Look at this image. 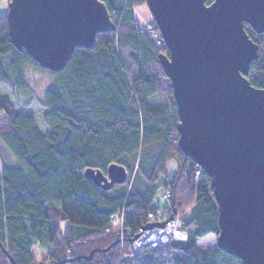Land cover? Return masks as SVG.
<instances>
[{"label": "trees", "instance_id": "obj_1", "mask_svg": "<svg viewBox=\"0 0 264 264\" xmlns=\"http://www.w3.org/2000/svg\"><path fill=\"white\" fill-rule=\"evenodd\" d=\"M99 1L112 27L92 47L76 48L60 71L41 68L13 47L6 14L0 15V84L24 93L27 66L54 76L44 92L46 133L0 94V144L13 162L0 158V264H165L160 249L133 254L131 247V238L153 223L148 215L161 207L162 191L170 193L168 218L179 219L188 234L168 244L166 264H242L197 245L217 237L218 207L210 179L178 146L176 105L159 62L169 51L133 14L145 1ZM244 30L258 46L247 79L264 90V33L248 24ZM169 163L173 174H166ZM112 164L126 171L122 184L105 190L85 179V170L106 175ZM116 215L129 237L111 231ZM34 249L44 253L40 262Z\"/></svg>", "mask_w": 264, "mask_h": 264}, {"label": "water", "instance_id": "obj_2", "mask_svg": "<svg viewBox=\"0 0 264 264\" xmlns=\"http://www.w3.org/2000/svg\"><path fill=\"white\" fill-rule=\"evenodd\" d=\"M144 1L169 51L159 62L176 105L178 146L210 179L217 249L242 264H264V90L247 79L258 46L244 30L264 33V0H218L213 14L205 12L217 0H203V10L202 0ZM6 18L13 47L51 71L112 27L99 0H9ZM84 177L107 190L126 171L112 164L106 175L87 169Z\"/></svg>", "mask_w": 264, "mask_h": 264}, {"label": "rangeland", "instance_id": "obj_3", "mask_svg": "<svg viewBox=\"0 0 264 264\" xmlns=\"http://www.w3.org/2000/svg\"><path fill=\"white\" fill-rule=\"evenodd\" d=\"M7 10H8V2L6 0L0 1V15L6 14ZM133 14L136 20L140 24H148L150 23L149 21L152 18L146 3H142L134 7ZM24 78L27 85L26 91L24 93L15 94L14 91L10 89L9 86L0 84V94L9 95L11 102L14 104V106L17 109H19L24 113L32 114L35 117L37 126L41 129L42 132L46 133L47 129L43 122V115L45 112V108L43 106L44 92L49 86L53 84L54 76L48 71L42 72L37 70L35 67L27 66L24 68ZM0 158L4 164L8 166L13 165L10 154L7 152L6 149H4L1 146V144H0ZM1 160L0 163L2 164ZM174 172H175L174 164L169 163L167 166L166 174H173ZM118 223L122 224L121 220ZM64 224H66V222H64L62 225L64 226ZM158 228L159 227H154L152 229H158ZM198 245L203 249L215 250L217 249L216 236L208 235L203 239H201ZM34 254L37 257L38 262H40L41 258L44 256V253L38 251V249L36 250L34 249Z\"/></svg>", "mask_w": 264, "mask_h": 264}, {"label": "built area", "instance_id": "obj_4", "mask_svg": "<svg viewBox=\"0 0 264 264\" xmlns=\"http://www.w3.org/2000/svg\"><path fill=\"white\" fill-rule=\"evenodd\" d=\"M141 30L147 31L150 34V38L152 40H156L157 44H161L159 42V31H153V27L151 24H141ZM161 39V35H160ZM200 168V167H199ZM201 170V169H200ZM200 170L198 169L195 171V175L198 179H200ZM158 199L161 207L155 212L150 213L148 215V219L153 221V223H162L168 219L167 211L169 209L167 204V199L170 197V193L160 192L158 193ZM121 220L122 224L118 222ZM113 229L111 231L115 232L114 230L119 229V235L129 237L131 232L129 229L124 228L123 226V219L120 216H115L112 221ZM188 234L182 228L181 221L179 219H171L166 221L165 225L162 228L152 229V230H141V232L137 235V237L131 242V247L133 254H137L144 249L151 247V248H158L160 249L159 257L163 259V261H168L166 247L173 241H185L187 240ZM169 263V262H168ZM167 263V264H168Z\"/></svg>", "mask_w": 264, "mask_h": 264}, {"label": "snow or ice", "instance_id": "obj_5", "mask_svg": "<svg viewBox=\"0 0 264 264\" xmlns=\"http://www.w3.org/2000/svg\"><path fill=\"white\" fill-rule=\"evenodd\" d=\"M221 5L218 3V0H217V3H216V5H215V7L214 8H212V11L211 12H205V13H208V14H213L219 7H220ZM198 7L200 8V9H202L203 10V0H202V2L198 5Z\"/></svg>", "mask_w": 264, "mask_h": 264}, {"label": "crops", "instance_id": "obj_6", "mask_svg": "<svg viewBox=\"0 0 264 264\" xmlns=\"http://www.w3.org/2000/svg\"><path fill=\"white\" fill-rule=\"evenodd\" d=\"M200 241V240H199ZM199 241L197 242V245L199 244ZM199 246V245H198Z\"/></svg>", "mask_w": 264, "mask_h": 264}]
</instances>
